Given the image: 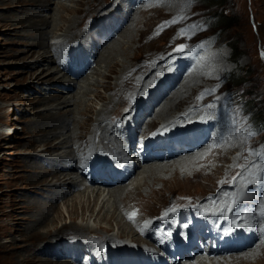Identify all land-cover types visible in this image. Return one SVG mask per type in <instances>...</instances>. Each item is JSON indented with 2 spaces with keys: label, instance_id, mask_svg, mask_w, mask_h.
I'll return each instance as SVG.
<instances>
[{
  "label": "rangeland",
  "instance_id": "obj_1",
  "mask_svg": "<svg viewBox=\"0 0 264 264\" xmlns=\"http://www.w3.org/2000/svg\"><path fill=\"white\" fill-rule=\"evenodd\" d=\"M6 1L7 0H0V264H12L17 257L22 255L26 256L32 252L35 255H41L42 257H49L50 255L48 256L47 254V252H49L51 254L50 258L55 259V261L67 260L68 262L72 261L75 264H84L87 256L83 249L86 247L93 249L96 246L100 247L104 245L91 236L87 235L76 238L74 236L61 235L56 240L57 242H60L59 244L61 247H64V249L61 248V250H59V246L57 247L55 244L51 243L53 238L47 239L50 242V245H45V243H43L41 245V250H37V247L33 246L35 241L32 240V238L23 239L24 236L29 233L30 230L28 229H31L32 225L36 223L34 217L38 219L42 212H45V215L48 214L50 206L46 208L44 205L51 203L48 201L49 197L53 198V195L57 191V189L52 186L54 180L50 181V178L47 179L48 181L46 182V185H44L45 188L43 186L41 188L34 186V182L29 181L32 174L30 165H38L42 168H48L59 163L61 161L59 160L60 158L63 159L64 148L57 152L50 161L46 155H48V157L52 156L48 154L51 150L46 151V148L49 147V144L64 140L66 135L58 133L56 136L48 138V140H43L45 138L40 136L45 134L43 132L44 129V131H48L57 125L62 124L63 118L70 113H67L66 109L72 108L73 106L65 107L64 103H62L64 99L72 98L73 94L77 91H84L88 82H90V88L86 90L87 92L83 97V103L91 102L90 104L93 106L94 113H96V111L103 106V103H105L103 100L96 99L94 96V93L97 91L104 95L106 94V96L109 95V93L105 92L102 86L97 84L102 79L101 74L107 72L104 63H94L90 60L87 65L85 62L91 59V57L90 55L84 57L82 53L87 48L89 50L91 42L97 39V33L102 25L105 23L111 24L116 22L115 18H110L111 15H124L126 17L128 13V2L125 0L105 1L102 10L89 20V28L92 25L95 27L93 32H89L86 38H82V41H80L78 45L71 44L70 46H64L62 42L63 37L60 36L58 30L63 21H52V18H50V16L53 15V8L56 7L55 3L59 0H49L45 3L48 6L41 9L36 6L39 2L31 4L33 0H21L19 1L20 3L17 1L11 5ZM63 1L71 6L74 5V2ZM143 2L142 0H136V4L132 8V14H130L129 17V19L131 16L133 17L136 14L137 9L144 4V15L147 16L149 23L152 22L150 24L151 27L149 32L145 36V41H142L141 43L142 45L141 48H139L138 54L152 55L159 49H164L166 42L167 52L176 45L183 44L185 46L187 45L186 50L191 51L195 55L200 54L202 51H204V54L207 56L221 53L222 57L219 60V63H223L224 68L219 74L217 82L218 86L215 87V89L209 88L208 90L210 91L206 92V95L211 96L217 94V97L214 99L221 101L222 106L227 109L229 116L234 121V125L237 126V135H247L245 140L248 143H246V145L248 146L249 144L245 156L242 157V159L249 157V161L242 169H238L237 166L230 168L228 162L214 160L213 163L209 164L207 169H202L198 177L194 178L200 179L201 176L207 177V171L219 167L220 169L211 174L212 176H208V178L211 176L209 178V183H202V180H199L198 183L190 184V187L186 190H176L173 194L175 193L178 197L183 196L180 193H188L192 195L191 197L202 196L205 193L212 192V190L215 189L214 186H216L217 183L220 184L223 178L226 184L223 182L219 190L236 192V187L232 186L233 177H237L235 185H238V190L244 192L246 190L248 193V191H251L257 184L249 183L250 180L256 179V177L250 175V173L254 172L257 165L264 163V160L260 158L261 154H264V0H143ZM26 14L32 16L33 19L36 20L32 28H30L31 26H28L31 24V20L27 17L26 19L24 18ZM219 14L224 15L226 18H230V21H226V26L216 20L217 18L215 17ZM16 18H22L23 22L17 23L19 20ZM125 21L126 22L120 27V30L118 29L117 32H113L110 37L111 39L108 38L110 39L107 40L109 43L116 37H120L119 33L125 28V25H128L129 23V20L127 21V19H125ZM13 22L17 24H12ZM229 24L232 25L229 26ZM152 26L155 29V32L151 30ZM54 28L57 33H50L49 31L52 29L54 30ZM32 32L41 33L44 39L32 36ZM105 36L106 35L104 34L100 39L102 42L100 43V46L97 47L99 52L105 46V43L103 42ZM153 36V41H150V38ZM34 41H43V48L33 46V53L30 51L27 52L26 49L31 47L30 44ZM49 44L59 46L58 51L60 54L59 56L57 55L58 63H51L48 58H46L45 61L42 60L44 58V51H46L47 55L50 53L51 47H49ZM66 55L67 57H65ZM119 56L120 55H115V60L120 62L122 57ZM160 56V53L157 57L153 55L154 58L151 61L149 60L150 67L148 72L138 76V78H144L149 82V87L145 93L153 90L154 87H158L159 93L161 89L164 88V84H166L167 81H170L171 83L169 86L171 89L168 90L170 92L175 89L177 85L181 84L184 77L189 73V69L192 68L191 65H189V57L184 58L185 62H188V67L184 69V73L182 72L178 77L177 69L174 67H160L163 66L164 63L162 59H165L166 55L162 58H160ZM118 57L119 59H117ZM177 57H179V55L176 56V58ZM155 66L159 67L156 68ZM63 67H69L72 70L78 68L80 74L76 76L74 72H68L64 75L65 69ZM206 68L207 67L204 66V69L208 72L212 70L211 68ZM43 73L49 74L43 76ZM35 75H42L43 77L41 76L40 79L42 82H36L33 79ZM112 76L114 77V75ZM86 78H88L87 81ZM98 79L100 80L98 81ZM76 81L83 85L82 88H74L72 91H65L64 93L57 90L60 84H64V82L72 84V82ZM112 82H114V80ZM169 94L170 93L167 92V94L165 93V95L157 100V102H153V107L157 109L159 103L163 102L164 98ZM203 94L204 93L196 94L195 92V97L200 98ZM58 95L62 96L59 97ZM140 95V100H138L145 104L146 102L144 101L147 99V94L141 93ZM40 98H42V101L39 100ZM136 99L137 95L131 98L132 105L138 102ZM76 101L82 104L81 99L76 98ZM190 108L193 109V107ZM176 110L177 109H171L170 113L174 114ZM144 111L147 110H141V112ZM36 117L43 118L45 121V123H38L37 127L35 126L36 129H38L36 130L38 133H36V131L34 132L35 128L31 125V122L35 121ZM152 117V112L147 111L144 116L145 122L142 124V127L145 126L147 122L151 121L150 119ZM180 117L185 118L187 117V114H182ZM152 119H154L153 121L155 123L162 121V118L158 116ZM10 125H12L11 129L9 128ZM86 125L87 127H91V123L89 122H87ZM128 128L130 131L135 130L136 123L134 121H129ZM133 132L134 134L136 133L134 137H136L137 134H140V136L142 134L143 136L145 133L143 128L142 130ZM230 132L231 130H228L226 134H229ZM204 133L205 131H200V134L197 137L203 136ZM55 137L58 138L56 139ZM123 137L125 138L127 136L125 135ZM222 141H224V137H222ZM134 142L136 143L137 139L134 140ZM76 144L80 147V152H77V155L78 153H81V151H84L87 155L92 157L95 155L89 145H85L83 141L77 140ZM120 145L122 148L125 146L128 147L129 143L124 141ZM206 146L207 144H203L202 148ZM161 147H158L155 150L162 151ZM250 150L251 153L254 154H250ZM100 153L105 157V153ZM41 154L45 155L43 156ZM227 155L229 159L232 158L231 153ZM112 160L119 163L116 159ZM145 162L151 161L145 160ZM171 163H173V159H165L163 161L156 160L154 162L156 165H165V167L160 169L161 171H157V176H159L160 179L170 177L173 170H181V164L176 163L171 168H168L167 165ZM146 165H151V163ZM144 166L138 167L135 174L138 172L140 173ZM99 168V166L96 168L97 171L95 173L103 172V169L102 172H98ZM95 173L92 178L96 175ZM187 174H190V172ZM83 177L84 175L80 176V180H82ZM143 177H146V175L144 174ZM92 178L87 179L85 185L90 186ZM162 185L163 183L159 180L149 181L143 193H150V191L157 190ZM245 185L248 186L245 187ZM258 186L260 189L256 194L254 193L255 197L251 199V203L256 204L257 214H260L261 212L259 213L258 209L264 201V185L262 186V184H258ZM63 188H60L59 191L64 192L65 189ZM244 199H246V196ZM207 200L213 201L214 207L219 211L222 208L224 213L228 211L224 205H222V207L218 206L220 198L215 196L214 193L210 194ZM161 201L162 203H160ZM161 201H156L154 203L153 210H150L149 212L152 216H158L162 213L161 211H164V209L170 207V204H172V202L166 204V201H164L163 198ZM188 202H191V198H188L185 201L179 199L172 205L178 207L186 205L185 203ZM150 204L147 207L145 206L144 213L151 208ZM249 204L250 203L246 204V200L245 204L244 202L243 204H239V212H248V207L251 208ZM53 205L61 207L60 211H62V213H60L61 217L54 220L52 223L57 226H60V224L64 222L69 223L70 220L67 218V212L65 211L62 201L59 200L53 202ZM99 205L100 204L97 203V205L93 206V209L96 211ZM122 207H125V204ZM107 208L112 211L114 207L107 206ZM117 214L118 217L111 221L112 225H109L105 221L101 222L102 228L99 230V237L104 238L110 234L113 236L117 235L116 227H114L116 220L120 218L123 221L126 220L125 218H122L123 216L118 211H116L115 216ZM143 215H145L144 217H148L146 214ZM48 216L51 217V214ZM261 217H264V215H261ZM74 221L76 223H82L80 216H77ZM52 223L50 226H53ZM88 224L94 227L96 222L93 221V219H90ZM38 225H35L34 227H37ZM259 225L261 229V223H259ZM107 226H113V230L105 231V227ZM260 229L258 231L259 238L264 236ZM259 238H256V243L260 242ZM144 239L148 240L152 246L149 239ZM81 240H85L86 247L83 244L82 246H79L80 243L78 244V242ZM124 240L129 242L130 237L125 236ZM248 241L250 242L249 244ZM248 241H244L246 242L247 249H251L255 246L256 243L253 244L250 238H248ZM75 247L80 251V247L82 248V252L79 251L77 257L74 255ZM109 247L116 249L111 245H109ZM132 247H134L136 251L138 250L135 246ZM244 251L248 250L244 249ZM86 253H89V251ZM246 253L247 252H244L242 255H245ZM196 254V251L191 252L190 257L195 263H199V258ZM200 256L206 257L203 254H200ZM209 256L210 255L206 258H209ZM217 256L223 257L224 255H215L212 256V258H216ZM250 260L253 261L254 257ZM255 261L256 262L250 264H258L259 262L264 264V255ZM226 262H228V260ZM164 263L166 264V262ZM181 264H183L182 261ZM209 264L211 263L209 262Z\"/></svg>",
  "mask_w": 264,
  "mask_h": 264
},
{
  "label": "bare ground",
  "instance_id": "obj_2",
  "mask_svg": "<svg viewBox=\"0 0 264 264\" xmlns=\"http://www.w3.org/2000/svg\"><path fill=\"white\" fill-rule=\"evenodd\" d=\"M17 1L19 2L21 0H7L6 2L11 5ZM48 1L49 0H33L32 3H30L33 4L35 2H39V4H37L36 6L41 9L48 6L47 4H45ZM66 1H70L72 3L74 2V5L71 6L65 3V1L63 0H59L56 3L54 2L56 4V7L53 8V15H51L50 18H52V21H63L62 25H59L60 27L58 28V30L60 36L63 37L62 42L64 46H70L71 44L78 45L80 41H82V38H86L89 32H93L95 27L92 25L89 28V20L102 10L104 6L103 3L107 0ZM125 1L128 2V13L126 17L124 15H111L110 18H115L116 22L111 24L105 23L104 25H102L101 29L97 33V39L91 42L89 50L87 48L82 53L84 57L88 55H90L91 57V59L85 62V64L87 65L89 64L90 60H92V62L94 63H104L107 72L101 74L102 79H98V81H100L97 84L102 86L105 92L109 93V95L106 96V94L104 95L97 91L96 93H94V96L96 99L103 100L105 103H103V106L99 108L96 113H94L93 111V106L90 104L91 102L83 103V97L87 92L86 90L90 88V82H88V85L84 91H77L73 94L72 98H66L62 102L64 103L65 107L71 105L73 106L72 108L66 109V112L70 113L67 114L65 118H63L62 124L57 125L53 129H50L48 131H44V129L43 132L45 134L40 136L45 138L43 140H48V138L54 137L58 133H61V135H66L64 140L49 144V147L46 148V151L51 150L50 152H48V154L52 156L48 157V155H46L49 161L55 156L57 152L61 151V149L63 148L64 157L63 159H59L61 160L59 163L54 164L53 166H50L48 168H42L38 165H30L32 174L29 181L34 182V186L40 188L43 186L45 188L44 185H46V182L48 181L47 179L50 178V181L54 180L52 186L55 187L57 191L53 195V198L49 197L48 201H50L51 203L44 205L46 208L50 206V208L48 209V214L45 215V212H42L41 216L38 219L34 217L36 223L32 225L31 229H28L30 231L26 234V236H24L23 239L32 238V240L35 241L33 243V246L37 247V250H41V245L43 243H45V245H50V242L47 239L53 238L51 243L55 244L57 247L59 246L58 248L59 250H61V248L64 249V247H61V245L59 244L60 242L56 241L59 236H74L78 238L88 235L99 240L102 244L107 243L108 245L115 247L118 252H124L127 250L129 252L132 250L134 251L136 249H134V247L132 246H135V248L141 251L142 254L144 253L145 255H149L152 258H155L154 260L156 264H165L164 260L162 259L161 248L158 249L153 244L151 246L148 240L144 239L147 238L151 240L152 235H155V233H157L160 237L158 238L159 241H161V239L164 237L161 236L164 230H162L161 227H157V225L160 226L157 220L158 218H160L159 215L167 212L169 214L165 217H170V214L172 213L169 212V209L176 207V205L172 204L176 203L179 199H183V201H185L188 198H191V202L185 203L186 205L195 204L202 205L203 207L214 206L213 201L207 200L209 195L214 193L215 196H218L220 198L218 206L222 207V205L225 206L227 203L238 201L239 203H237L234 208V211L236 212H238L236 207L239 204H243V202L245 204V200L246 204L250 203L249 205L251 208L248 207V212H246V214L244 215H239L240 217H243V219H239V222L241 223V225H244L242 226L243 229L247 225H252L254 230L250 231L253 233L249 238L251 239L253 244L256 243V238H259V223H261V227H264V217H261L260 213L262 210H264V201L261 204V207L258 209L260 214H257V208L255 206L256 204L251 203V199L255 197L256 192H258V190L260 189L258 184H256V186L251 191L247 190L248 193L245 190V193L244 191L238 190V185H235V181V183L231 185L235 186L237 190L236 192L226 191L230 193L227 198H225L223 195L225 191L219 190L223 182L224 184H226L224 178L220 184L217 183V185L214 186L215 189L212 190V192L210 191L202 196L191 197L192 195L188 193H180L183 195L180 196V198L178 197V195H175V193L173 194V192H175L176 190H186L190 187V184L198 183L199 180H202V183H209V178L212 176L211 174H213L216 170H219V167L207 171L206 174L208 176L211 175L209 178L208 176H201L200 179L194 178L198 177L202 169H207L209 167V164L213 163L214 160H218L220 162H228L230 168L233 166H237L238 169H242L249 161V157L246 159H242V157H244L246 154L247 148L249 147V144L248 146L246 145V143L248 142L245 140L247 135H237V126L234 125V121L229 116L227 109L222 106L221 101H219L218 99H214L215 97H217V94L207 96L205 92V90H208L209 88L215 89V87L218 86L217 82L219 79V74L221 73V71H223L224 68V64L219 63L222 54L217 53L211 56H207L204 54V51H202L200 54L195 55L191 51H188L186 52V56L179 55V57L176 58L177 55H172L170 57L169 54L173 52L177 45L167 52L166 42L164 49H159L152 55H139V48H141L142 41H145V36L149 32V29L151 27L150 24L152 22L149 23L147 16L144 15V4L137 9L136 14L134 15L135 17L131 16V18L129 19L130 14H132V8L136 4V0ZM26 17L31 20V24L28 26H31L30 28H32L36 20L33 19L32 16H28V14H26L24 18L26 19ZM125 19H127V21L129 20L128 25H125V28L119 33L120 37H116L109 43L107 40L111 39L110 37L112 36L113 32H117L118 29L120 30L122 24L126 22ZM17 20H19L17 23L23 22L22 18ZM17 23L13 22L12 24ZM153 26L151 30L155 32ZM49 32L57 33L55 28L54 30L52 29ZM31 34L34 37L44 39L41 33L32 32ZM104 34L106 35L103 38L105 46L99 52V49L97 47L100 46V43L102 42L100 39L102 38V36H104ZM153 38L154 36L150 38V41H153ZM43 44V41H34L30 44L31 47L27 48L26 51H30L33 53V46L43 48ZM49 47H51L49 55H47L46 51H44V58L42 60L45 61V59L48 58L49 62L58 63L59 61L57 55L59 56L60 54L58 51L59 46L49 44ZM159 53L161 55L160 58L166 55L165 59H162L164 64L160 67H174L175 69H177L178 77L182 74L184 69L188 67V62H185L184 60V58H188V55L190 59L189 65H191L192 68L189 69V73L184 77V80L181 82V84L177 85V87L170 92L168 90L171 89V87H169L171 83L170 81H167L166 84H164V88L161 89L159 93L158 87H154L153 90L145 93V91H147L149 87V82L144 78H138V76L143 73L146 74L148 72L150 67L149 60L151 61L154 58L153 55L157 57ZM115 55H120L122 57V60L120 62L115 60ZM119 57L117 59H119ZM204 66H206L207 68H211L212 70L208 72L204 69ZM63 68L65 69L64 75L68 72H74L76 76L80 74V70L78 68H75L76 70H72L69 67ZM47 74L49 73H43L42 75L45 76ZM42 75H35L33 79L36 82H42L40 80ZM112 75H114V77ZM87 80L88 78H86V81ZM113 80L114 82H112ZM82 86L83 85L78 81L72 82V84H70L69 82H64V84H60L57 90L64 93L65 91H72L74 88H82ZM167 92L170 94L166 98H164L163 102L159 103L158 108L156 109L155 107H153V102H157V100L162 98L165 93L167 94ZM195 92L196 94H204L203 96L201 95L200 98H196ZM141 93L147 94V99H145L144 101L146 102L145 104L139 101ZM135 95H137L136 101L138 102L132 105L131 98H133ZM58 96L60 97L62 95ZM76 98L81 99L82 104L78 103L76 101ZM39 100L42 101V98H40ZM209 105H211V107H209ZM129 107L130 111L125 112V109ZM190 107H193V109H191ZM143 109L151 111L153 115L152 118L158 116L162 118V121L155 123L153 121L154 119L151 118V121L147 122L145 126L142 127V124H144L145 122L144 116L147 112H141V110ZM171 109L177 110L174 112V114H171ZM182 114H187V117H180L182 116ZM129 121H134L136 123L135 130L130 131V129L128 128ZM188 121L197 122L198 124H196V126H193L194 128H192L191 131L187 130L185 132H182V134L180 135H176V139L174 137L172 138V135L164 138L161 143H159L162 145L161 150L163 152L156 151L154 148H152V146H148L147 151L150 152L151 156L149 157V161L151 162L142 161L140 159V152L138 151L136 152V154H134L133 150H131L133 147L131 145V142L135 138L134 136L136 134H134L133 131L137 132V130H142L143 128V130L145 131L142 136L143 139L144 136L151 133L154 129H158L161 131L170 130L173 129V127L176 128L180 125H184ZM42 122L45 123L43 118L40 117H36L35 121L31 122V125H33V127L35 128L34 132L38 130L36 129L37 124H40ZM87 122L91 123V127H87ZM9 128L11 129L12 125H10ZM228 130H231V132L229 134H226ZM200 131H205V133L203 136L197 137L199 136ZM36 133H38V131H36ZM125 135L127 136L126 138L123 137ZM220 137H224V141L220 146H215L214 141L218 140ZM55 138L57 139L58 137ZM185 138L186 140H191V142L189 144L183 142L182 139ZM177 139L179 142L177 141ZM77 140H81L85 143V145H89L95 155L92 157L90 155H87L84 151H81V153H78L77 155L76 153L80 152V147L76 144ZM124 141L126 143H129V145L128 147L125 146L122 148L120 147V144H122V142ZM203 144H207V146L202 148ZM166 150L169 151L168 156L165 155ZM100 152L105 153V157H103ZM229 153L232 154V158L230 159L227 155ZM41 155L44 156L45 154ZM107 156H109L111 159H116L117 161H119V163H121L120 167H122L120 169L122 170L119 172L113 170L112 166L109 165V161L107 162ZM158 156H161V158H157ZM125 158H130V161H133L132 168L126 165V163L124 162ZM82 159H85L86 162L93 161L96 164L95 167H100L98 172H102L103 169L102 173H95L96 175L92 178L93 182H90V186L85 185V183L87 182V178L85 174L82 173V168H80ZM156 159L160 161H163L165 159H173V163L167 165L168 168H171L176 163L181 164V170L172 171L171 169L172 172L170 177L166 179H160V177L157 176V171H161L160 169L165 167V165L161 166L154 164ZM148 163H151V165H146ZM142 166H144L143 170L140 173L138 172L137 174H135V172L138 170L137 168ZM188 172H190V174H187ZM144 174L146 175V177H143ZM82 175H84V177L82 180H80L79 177ZM158 180L163 183V185L160 186L159 189L150 191V193H143L149 181ZM60 188L65 189V191L60 192ZM243 193L245 194L243 195ZM245 196L246 199H244ZM162 198L164 199V201H166V204L172 202V204H170L171 206L169 205L170 207L164 209V211H161L162 213L158 216H152L149 213L150 210H153L154 203L156 201L160 202ZM59 200L62 201V204L65 207V211L67 212V218L70 220V222H64L61 223L60 226H57L52 222L61 217L60 213H62V211H60L61 207H58V205L54 206L53 202ZM97 203H99L100 205L95 211L93 209V206L97 205ZM160 203H162V201ZM124 204L125 207H122ZM149 204L151 208H149V210L144 213V208H146ZM107 206H113L114 208L112 211H110ZM116 211H118L123 216L122 218L126 219L124 221L121 218L116 220L114 227H116L117 235L113 236L110 234L108 236H105L104 238L99 237V230H101L102 228L101 222L105 221L109 225H112V219L118 217V214L115 216ZM133 213V217L129 219V215ZM49 214H51V217L48 216ZM143 214H146V216L148 215V217H144L145 215ZM77 216H80L82 223H76L74 221ZM154 218L157 219L153 221ZM90 219H93V221L96 222L94 227L88 224V221ZM51 223L53 224V226H50ZM35 225L38 226L34 227ZM167 225L168 227H170L169 222L167 223ZM112 227H105V231L113 230ZM149 227L150 229L153 228L155 233L148 234L147 230ZM125 236L130 237L129 242L124 240ZM241 239L242 242L247 241L245 240L246 238L244 235L241 237ZM259 241L260 242H257L251 249H247V246L245 245L244 247L241 246V250L239 249L237 250V252H233L234 254L224 255L223 257L217 256L216 258H212V256H209V258H206L200 256L198 251L201 250V248L200 246H198V244H196V241L193 240L188 243L186 251H183L181 253L182 256L178 264H181V261L183 264H209V262L211 264H250L252 262H256L255 260H258L264 255V236L260 237ZM76 247L74 250L76 254L74 255L77 257V254L80 250ZM130 247H132V250L128 249ZM242 249L243 253L247 252L245 255H242ZM244 249L248 251H244ZM195 251L197 252L196 255L199 258V263H195V261H193L190 257L191 252ZM47 254L48 256H51L49 252H47ZM50 256H37L32 252L26 256L22 255L20 257H17L16 259H14L15 261L12 264H75L74 262H68L67 260L55 261V259H51ZM252 257H254L253 261L250 260ZM116 258L119 264H142V262H140V258L137 259L134 254H126L124 256L117 255ZM227 260L228 262H226ZM149 264L155 263L149 262ZM169 264H175V262L169 260Z\"/></svg>",
  "mask_w": 264,
  "mask_h": 264
},
{
  "label": "snow or ice",
  "instance_id": "obj_3",
  "mask_svg": "<svg viewBox=\"0 0 264 264\" xmlns=\"http://www.w3.org/2000/svg\"><path fill=\"white\" fill-rule=\"evenodd\" d=\"M183 31V30H182ZM186 51V46L183 45V44H180V45H177V47L173 50L172 53L169 54V56L171 57L172 55H183ZM210 90H205V92H208ZM199 98V97H198ZM209 107H211V105H209ZM130 111V107L129 108H126L125 109V112H129ZM157 134H160V133H154L153 135H157ZM250 154H254V153H251V150H250ZM260 158L262 160H264V154H261ZM250 175H254L256 177V179L254 180H250L249 183H257V184H262L264 185V163H261L260 165H257L254 172L253 173H250ZM233 183H235L237 177H233ZM248 185H245V187H247ZM224 197L227 198L230 193L229 192H224ZM211 199V198H210ZM239 203L238 201H233L232 203H227L225 205V207L229 210V214L232 218L231 220V223L236 225L237 228L239 227H242L244 225H241V223L239 222V219H237V217H239V213L234 211V208H235V205ZM177 209L175 207L173 208H170L169 209V212L170 213H174L176 212ZM169 213H165V216H167ZM224 210L223 208L217 212V211H211V212H206V211H200L199 212V215L201 216H205V215H214V216H218V217H223L224 216ZM132 215L133 214H130L129 215V219L132 218ZM261 215H264V210L261 211ZM240 219H243V217H240ZM147 223V222H146ZM185 227H187V225H185ZM248 228L249 231H253V227L251 225H247L246 226ZM235 231V228H228L226 231H225V235H231L232 232ZM261 233L264 234V227H262L260 229Z\"/></svg>",
  "mask_w": 264,
  "mask_h": 264
},
{
  "label": "trees",
  "instance_id": "obj_4",
  "mask_svg": "<svg viewBox=\"0 0 264 264\" xmlns=\"http://www.w3.org/2000/svg\"><path fill=\"white\" fill-rule=\"evenodd\" d=\"M215 18H217L216 20L219 22L220 21V23H223V25H225V23H226V21H230V18H226L224 15H222V14H219V15H217ZM232 24H229V26H231ZM226 26V25H225ZM228 26V27H229Z\"/></svg>",
  "mask_w": 264,
  "mask_h": 264
}]
</instances>
